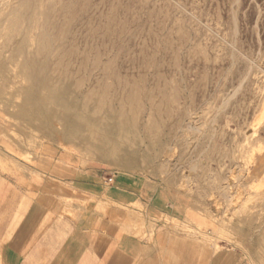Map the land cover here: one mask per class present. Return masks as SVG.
<instances>
[{
    "label": "rangeland",
    "instance_id": "rangeland-1",
    "mask_svg": "<svg viewBox=\"0 0 264 264\" xmlns=\"http://www.w3.org/2000/svg\"><path fill=\"white\" fill-rule=\"evenodd\" d=\"M1 151L169 191L165 224L264 264V0H0Z\"/></svg>",
    "mask_w": 264,
    "mask_h": 264
},
{
    "label": "crops",
    "instance_id": "crops-1",
    "mask_svg": "<svg viewBox=\"0 0 264 264\" xmlns=\"http://www.w3.org/2000/svg\"><path fill=\"white\" fill-rule=\"evenodd\" d=\"M105 180L100 167L73 159L40 157L12 168L1 151L0 263L249 264L165 224L164 217L190 220L186 202L171 192Z\"/></svg>",
    "mask_w": 264,
    "mask_h": 264
},
{
    "label": "bare ground",
    "instance_id": "bare-ground-1",
    "mask_svg": "<svg viewBox=\"0 0 264 264\" xmlns=\"http://www.w3.org/2000/svg\"><path fill=\"white\" fill-rule=\"evenodd\" d=\"M29 63V62H28ZM42 67V66H41ZM42 70H43V68H42ZM36 71V70H35ZM38 71V70H37ZM38 73V72H37ZM40 79V78H39ZM35 86V85H34ZM47 86V85H46ZM50 91V90H49ZM54 95H56V94H54ZM46 97V96H45ZM231 99V98H230ZM225 102V101H224ZM224 104V103H223ZM65 111V110H64ZM65 114H66V111H65ZM64 113L62 114L63 116H66ZM63 116H62V118H61V121H63ZM79 120V119H78ZM77 124H79V122L77 123ZM86 123H80L77 127H78V129L80 128V127H84V131L85 132H90V130H92L91 129V126L89 125V124H87V125H85ZM62 128H63V126H62ZM111 135V134H110ZM114 136V135H113ZM112 136V137H113ZM112 137H111V139H112ZM187 141V140H186ZM99 143H100V145H102V147L109 153L108 154V161H110V162H112V163H114V164H124V160H123V157H122V155H121V152H120V141L119 142H116V141H112V140H109V139H107V138H103V137H101L100 139H99ZM126 149V148H125ZM105 158V157H104ZM125 159V158H124ZM126 160V159H125ZM127 162V161H126ZM118 166H121V165H118ZM231 182V181H230ZM230 182H228V183H230ZM229 185V184H228ZM223 192H224V189H223Z\"/></svg>",
    "mask_w": 264,
    "mask_h": 264
},
{
    "label": "built area",
    "instance_id": "built-area-1",
    "mask_svg": "<svg viewBox=\"0 0 264 264\" xmlns=\"http://www.w3.org/2000/svg\"><path fill=\"white\" fill-rule=\"evenodd\" d=\"M115 177L116 175H111L108 178H106L105 180L106 186H110L111 184H113Z\"/></svg>",
    "mask_w": 264,
    "mask_h": 264
}]
</instances>
